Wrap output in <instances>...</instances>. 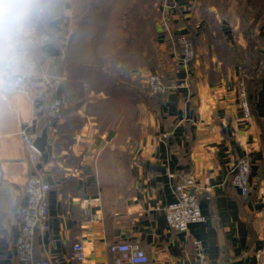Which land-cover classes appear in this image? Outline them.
Wrapping results in <instances>:
<instances>
[{"label":"crops","instance_id":"crops-1","mask_svg":"<svg viewBox=\"0 0 264 264\" xmlns=\"http://www.w3.org/2000/svg\"><path fill=\"white\" fill-rule=\"evenodd\" d=\"M178 2L173 24L193 38L196 59L184 68L178 56L165 51L157 27L161 55L176 65L166 69L175 77L166 81L170 89L161 97L159 116L139 121L123 116L115 124L114 113L102 111L114 102L113 93L102 88L106 84L94 82L86 71L73 76L65 62L71 3L51 19V41L33 50V71L25 78L40 89L44 74L52 75L58 82L53 94L65 105L34 164L25 137L35 142L47 128V103L0 91V264H18L14 213L26 204L25 185L34 165L51 186L48 228L36 236V258L52 264H117L110 246L128 242L144 249L147 264H264V78L248 83L247 117L237 92L239 67L224 65L216 52V42L228 40V31L222 26L218 34L207 32L202 18L187 13L192 1ZM206 33L215 47L207 43L203 49ZM92 106L96 113L89 112ZM246 156L250 190L242 196L233 171ZM182 174L196 178L205 217L187 232L170 228L166 220V208L176 200L173 176ZM76 243L84 246L83 263L72 256Z\"/></svg>","mask_w":264,"mask_h":264},{"label":"built area","instance_id":"built-area-1","mask_svg":"<svg viewBox=\"0 0 264 264\" xmlns=\"http://www.w3.org/2000/svg\"><path fill=\"white\" fill-rule=\"evenodd\" d=\"M175 5V0H154L153 3L160 16L159 26L164 30V36L167 37L170 49L179 57L184 68H188L195 58V49L188 34H177L173 30L170 9H173ZM36 39L37 44L34 49L45 47L51 41V36L47 33L36 34ZM261 53L262 57L257 65L242 70L240 83L238 84L241 104L247 117L250 116L247 80L250 78H263L264 49ZM57 83L52 75L44 74L40 89L31 86L24 79L16 87H8L0 83V91L8 94H23L32 100L46 102V127L54 130L56 121L64 108L63 101L53 94ZM147 86L152 96L163 95L170 89V86L164 82L163 77L157 73H153L148 77ZM25 138L30 159L34 164L39 151L30 137L26 136ZM250 173V159L247 156L240 158L233 171V183L240 190L242 196H247L249 193ZM0 176H2L1 172ZM173 177L175 179L173 191L176 200L167 206L166 220L170 228L180 232H187L192 224L205 221L200 207L199 189L196 178L192 174L175 175ZM50 190L51 186L45 176L34 165L25 185L26 204L18 206L14 213L20 229L19 237L16 241V259L18 264H52L47 258H36L35 254L36 236L39 232L43 233L48 228V194ZM110 252L118 255L117 264H147L149 262V256L139 244L128 242L113 244L110 246ZM72 256L80 263L85 262V249L81 243L74 244Z\"/></svg>","mask_w":264,"mask_h":264},{"label":"rangeland","instance_id":"rangeland-1","mask_svg":"<svg viewBox=\"0 0 264 264\" xmlns=\"http://www.w3.org/2000/svg\"><path fill=\"white\" fill-rule=\"evenodd\" d=\"M53 1L57 3L55 7H57V9L59 10L63 8L64 9L67 8L65 7L66 3H71V5L74 4L73 5L74 8L72 7V9L69 10L70 12L69 14H72L71 17L73 20L72 23L69 24L68 29L72 31L76 30L79 22V19L76 16L78 13L75 7L76 0H53ZM53 1L49 0L48 2L50 9L54 8L53 4L55 3H52ZM191 1L192 3H188L187 13L191 14V16L196 15L197 21L198 20L201 21L202 18L203 19L202 23L208 25L207 32L210 33L217 32L218 34L220 33L221 27L222 26L225 27L229 33L227 41L232 45H238L239 47H241L242 44H244L246 48H250L248 39L245 37L244 30L245 28H250L249 26H251L250 39L254 43V47H253L254 52L253 51L251 52V49H248L247 52L245 53L244 65L238 66L239 67L238 69L240 70V78H241V72L244 68H250L258 64L257 62L261 59L262 57L261 52L264 49V10H262V12L260 11L263 2L262 0H218L219 2L217 4L214 3L213 5H211L210 0L207 2L206 0H191ZM175 2L176 5L174 6V8L170 9V17L173 27H174L173 24L174 15L180 12L178 0H175ZM153 3L154 0H136L135 3L137 6V15L133 18V21L135 22L134 23L135 26L133 27L132 30L139 31L138 33H140L142 37L140 39L141 41L140 40L137 41V39L134 38L133 35L132 37L134 38V40L129 42L128 45L129 47L127 50H125L124 52H120V54L108 56L103 59L104 69L102 70V72L109 73L111 75L110 79L108 78L105 79L106 86L113 83L114 71H115L116 72L115 74L120 75V77H122L121 78L122 80L124 81L128 80L129 84L134 85L135 88H138L139 90L137 94L130 93L131 91L129 89L126 92L121 91L120 89H114V91H112L113 92L112 96H114V102L109 104L108 107L103 108L102 111L103 113L104 112L114 113V123L116 120L120 119L123 116H127L128 119L134 118L135 121H139V119H142L143 116H159L160 106H161L160 101L162 100L161 97L163 96L159 95L154 97L150 94L149 88L147 86L148 77L153 73H157L162 77L166 75L165 78L167 77L168 79L165 80V78L163 77L164 82L166 84H168L166 81H168L169 78L175 77L174 76L175 71L172 72L166 71V69L169 70V68H175L176 67L175 62H172L169 55L168 57H166L165 55H161L164 51L160 48L161 45L160 43H158V38H157L159 37L158 35L159 32L157 31L158 30L157 27L160 28L159 26L160 16L159 13L154 8ZM53 11L54 10H49V13H47V15H45V13L43 14L41 21L38 23L36 27V34H42V33L49 34L47 28L49 23L51 22V19L54 17L52 16ZM243 16L248 17V21L243 22L242 19ZM191 18L192 17H190L189 20ZM254 20L257 21H255L254 23ZM175 29L177 28L174 27L173 29L174 32L179 34L180 32H177ZM161 31L163 33L164 43H166V45L169 48L164 50L167 52H172L167 42V37L164 36L165 34L164 30L161 29ZM189 36L191 37V35ZM191 39L195 49V58L192 61L194 62L196 59V48H195V42L192 37ZM213 39L212 38L209 39V35L207 34L206 41L203 40L200 41V43L204 45L203 49H206L207 43L215 47L219 41H217L215 44L213 43ZM133 53H135V57H134L135 59L131 58V54ZM119 58L128 60L129 64L130 62L135 63L134 66L131 67L134 70L129 69V71H127L124 66L122 68V65H118L119 63L117 60ZM192 62L188 66V69L191 68ZM206 63L208 64L206 66L210 67L211 65L210 59H207ZM169 64L171 65V67H168ZM163 66H166L165 70L162 68ZM143 67L152 70V72H148V73L137 72L139 68H143ZM154 68L156 70L158 69V72H154L155 71ZM133 71H135V75ZM120 73H122V75ZM207 73L208 72L206 70V72L203 73L202 75L204 74L206 75ZM210 75L213 76L214 78L217 77L216 73ZM87 77L89 78L90 75H87ZM92 77L94 82L98 83V81H96V77L93 75ZM240 78L238 79V83H237V92L239 99L240 96L238 91L239 90L238 84L240 83ZM252 80H259V79L250 78L247 80V92H248V83ZM240 104H241V99H240ZM63 107H65L64 103H63ZM97 111H98L97 107L94 106H92V108H90L89 110L90 113H96Z\"/></svg>","mask_w":264,"mask_h":264},{"label":"trees","instance_id":"trees-1","mask_svg":"<svg viewBox=\"0 0 264 264\" xmlns=\"http://www.w3.org/2000/svg\"><path fill=\"white\" fill-rule=\"evenodd\" d=\"M207 1L209 0H206V2ZM210 1L211 5L219 2L218 0ZM262 1L261 12L264 10V0ZM40 2L45 5V15L49 13V10H54L52 16L61 14L60 10L55 7L57 3L54 1L52 2L55 3L53 4V9H50L48 5L49 0H40ZM135 3L136 0L75 1L76 11L78 12L76 16L79 22L76 30L72 31L69 36L65 57L66 66L74 77L79 76V71H86V75L95 76L96 81L101 83L102 86H104L106 78H111L109 73L102 72L104 69L103 59L127 50L129 42L133 41L134 38H136L137 41L142 38L140 33H138L139 31L132 30L135 26L133 18L137 15V6ZM242 19L243 22L248 21V17L246 16H243ZM255 21L257 20H254V23ZM249 27L250 28H245L244 34L248 39L250 48H245L243 50L238 45L230 44L227 38H222L219 44H217L216 52L224 65H244L245 53L248 49H251L252 52L254 47V43L250 39L251 26ZM133 35L134 38L132 37ZM134 57L135 53L131 54V58L135 59ZM117 61L118 63L121 62L122 68L124 66L127 71H129V69L131 70V67L135 64L133 62L129 64V61L123 58H119ZM115 73L114 71L113 83L107 85L105 88L102 87L104 91H107L109 94H112L114 89H120L125 92L129 89L131 91L130 93L133 94L139 92L138 88L128 83V80H122V77ZM122 73L120 74L122 75ZM256 81L257 80H252L249 83H256Z\"/></svg>","mask_w":264,"mask_h":264},{"label":"clouds","instance_id":"clouds-1","mask_svg":"<svg viewBox=\"0 0 264 264\" xmlns=\"http://www.w3.org/2000/svg\"><path fill=\"white\" fill-rule=\"evenodd\" d=\"M44 10L40 0H0V83L16 87L32 74L36 27Z\"/></svg>","mask_w":264,"mask_h":264},{"label":"water","instance_id":"water-1","mask_svg":"<svg viewBox=\"0 0 264 264\" xmlns=\"http://www.w3.org/2000/svg\"><path fill=\"white\" fill-rule=\"evenodd\" d=\"M49 137H48V129L45 128L41 134V136H39L35 142H34V146L38 149V151L40 152H44L47 143H48Z\"/></svg>","mask_w":264,"mask_h":264}]
</instances>
